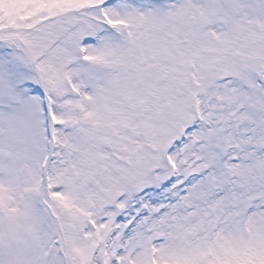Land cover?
Returning <instances> with one entry per match:
<instances>
[{
	"label": "snow or ice",
	"instance_id": "obj_1",
	"mask_svg": "<svg viewBox=\"0 0 264 264\" xmlns=\"http://www.w3.org/2000/svg\"><path fill=\"white\" fill-rule=\"evenodd\" d=\"M0 264H264V0H0Z\"/></svg>",
	"mask_w": 264,
	"mask_h": 264
}]
</instances>
